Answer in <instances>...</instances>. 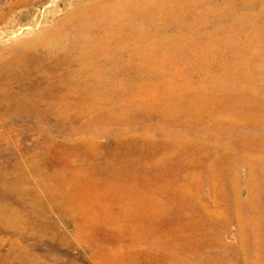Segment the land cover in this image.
<instances>
[{
	"label": "rangeland",
	"instance_id": "1",
	"mask_svg": "<svg viewBox=\"0 0 264 264\" xmlns=\"http://www.w3.org/2000/svg\"><path fill=\"white\" fill-rule=\"evenodd\" d=\"M96 1L0 0V66L43 28L84 27ZM250 1L106 0V51L142 29L107 52L106 82L43 55L0 86V264H264V0Z\"/></svg>",
	"mask_w": 264,
	"mask_h": 264
},
{
	"label": "bare ground",
	"instance_id": "2",
	"mask_svg": "<svg viewBox=\"0 0 264 264\" xmlns=\"http://www.w3.org/2000/svg\"><path fill=\"white\" fill-rule=\"evenodd\" d=\"M253 4H255V1ZM11 5L7 7V10L12 11L15 8V6H11ZM88 8H90V10H96L97 13L100 15L92 16L93 17L92 19L87 18L88 20L85 21L84 27L83 26L76 27V29L73 31H66L65 27L63 30L56 27L43 28L39 32L33 33L31 37L21 39L15 45L10 47L6 51V55L4 54L7 57L5 58L4 62H2L3 64L0 66V86L4 84L5 87L11 84L12 82L16 81L17 79H21L24 76L32 75L35 72V70H37L38 68H42L43 62L41 61L42 58L44 57L43 55H48L49 58L51 59L58 57L57 60H63L69 62L72 61L73 58L78 57V60L85 65L86 70L93 72L90 75L92 80L95 78L94 80L96 81L106 82L107 52H110V50H114L118 48L120 49L122 46H124V39H123L124 37L125 38L128 37L132 39L134 38L133 36L135 34L141 33L142 29L139 26H129L121 30H117L116 35H118L117 36L118 43H116L113 48L110 47L109 51H106V47H107L106 41H109L108 39L111 38L109 37V35L106 36V0H97L96 3L94 2L93 4H89ZM79 16H81V14H77L70 21L72 22L74 19L77 20ZM93 25H97V26L101 25V27L97 32H95L92 30ZM93 33H98L95 42H93L92 44L87 43L86 39H88V35ZM29 64H31V66ZM83 72H85L83 73L85 75L88 74V72L86 71ZM82 92L84 94L88 93L84 91ZM21 93H23L24 95L23 96L18 95L16 101L19 106H23L22 107L23 110L26 108L25 106L29 103L27 99V97H29V93L26 90H23ZM74 94L75 95H73L71 98L76 100L77 99L76 95L79 96L81 93H76L75 91ZM33 101L35 102H32V104L34 105L38 104L37 99H33ZM54 109L57 111L59 108L54 107Z\"/></svg>",
	"mask_w": 264,
	"mask_h": 264
}]
</instances>
